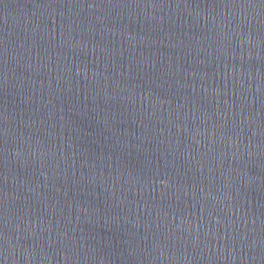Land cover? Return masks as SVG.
I'll return each mask as SVG.
<instances>
[{
	"label": "water",
	"instance_id": "obj_1",
	"mask_svg": "<svg viewBox=\"0 0 264 264\" xmlns=\"http://www.w3.org/2000/svg\"><path fill=\"white\" fill-rule=\"evenodd\" d=\"M0 264H264V0H0Z\"/></svg>",
	"mask_w": 264,
	"mask_h": 264
}]
</instances>
